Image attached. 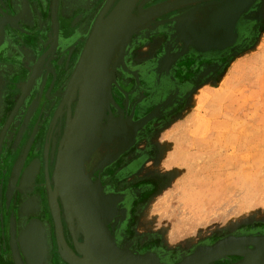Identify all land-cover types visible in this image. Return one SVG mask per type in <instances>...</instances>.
<instances>
[{"label": "rangeland", "instance_id": "obj_1", "mask_svg": "<svg viewBox=\"0 0 264 264\" xmlns=\"http://www.w3.org/2000/svg\"><path fill=\"white\" fill-rule=\"evenodd\" d=\"M51 2L29 0L25 2L29 10L16 14L11 9L15 17L6 6L1 12L0 65L7 71L3 77L16 81L29 77L32 65L52 42ZM117 2L88 0L92 9L68 19L62 15L63 46L47 58L8 129L2 157L18 152L12 167L0 174V190L5 188L9 197L20 191L30 203L48 198L42 147L32 139L40 135L45 139L63 99L55 145L61 142L69 151L92 138L90 114L82 110L77 92L70 102L67 95L88 40ZM203 7L219 14L210 19L214 38L208 41V54L202 50L197 56L206 59L204 64V60L161 64L162 46L149 65L131 62L137 69L133 72L124 56L128 36L109 78L92 96L101 127L89 156L97 160L91 163L84 189L94 203L107 208L100 216L101 240L118 258L151 257L158 264H181L200 250L226 243L239 246L241 255L212 264H236L246 251L254 255L264 250V0H212L174 13L189 14ZM23 19L25 24L37 23L36 29L22 28ZM70 24V29L64 27ZM176 26L183 32L181 23ZM22 35L32 40L29 46ZM172 35L177 36L175 29ZM165 37L157 38L161 42ZM8 47L19 49L18 60L28 57L31 63L3 62L11 59ZM23 64L29 67L23 69ZM203 69L205 75L210 71L205 77ZM25 81L14 84L9 94L13 100ZM0 119L1 131L5 116ZM27 148L31 153L17 169ZM58 212L68 239L72 241L74 231L81 240L80 246L77 240L71 242L70 250L87 262L89 250L77 210H69L62 195ZM1 215L0 211V225ZM14 223V218L8 220V235L15 262L22 264L16 247L23 243ZM33 226L31 233L38 236L40 223ZM34 235L30 247L35 246Z\"/></svg>", "mask_w": 264, "mask_h": 264}, {"label": "flooded vegetation", "instance_id": "obj_2", "mask_svg": "<svg viewBox=\"0 0 264 264\" xmlns=\"http://www.w3.org/2000/svg\"><path fill=\"white\" fill-rule=\"evenodd\" d=\"M87 1L88 0H57L56 17H57V20L59 23L58 43H57L56 47H53L54 41H55V29H54L52 42L43 51V53L40 55V57L37 59V61L32 65V69L30 71V73H31L30 76L17 80L18 82L19 81L21 82V80L24 79V81L26 80L25 85H26V83H27V85H26V87H24L25 85H23L21 87V90L17 92L18 94H17L16 98H14V100H13V98H11L9 96V94H12V90L14 89V84L17 81L15 80L14 77L11 78V77H8L7 75H4V77H3V73L7 72V71H6V67H4L3 65H0V117L3 118L5 116V119L2 122L1 131H0V174L2 176H4V173H6V170H9L12 167V165L14 164V162L18 159V152H16V151H10L8 154L3 155V157H2V154H3L2 151L4 150V147H5L6 141H7L8 129H9L10 125L12 124V122L15 120L18 112L20 111L22 102L26 99L29 91L32 90V88L35 84V78L38 75H40V73L42 71H44V65L47 61V58L50 56V54L57 51L58 49H60L63 46V43H62V34H63L62 15H65V17H67V19H68V16H70V17L76 16V15H79L83 12H86V10L92 9V8H90ZM119 1L120 0H118V2ZM171 1H173V0H137L136 4L134 6V9L132 11V14H131V20H136V19L140 18L143 14L147 13L149 10L163 6V5H165ZM208 1H212V0H204L202 2H208ZM27 2H29V0H27ZM198 3H194L191 5L185 6L184 8H187V7L189 9L192 7L195 8V5ZM116 4L106 13V16L104 17L102 22L112 12V10L116 6ZM52 7H53V0L51 2V7H50V15H51V18L53 20ZM184 8H181V9H184ZM4 9H5V7L3 6L2 0H0V18H2L1 12L4 13ZM181 9H179V10H181ZM192 10H189L191 12H188V13H191V15L193 13L194 15L196 14L197 16H199L201 23L203 25L207 24V26H209L210 29H211L210 19L215 18L213 15L216 16L215 19H218V16H219V14L217 12H215L216 9L213 11L214 13L210 12V8L207 9L205 7L198 8L195 10V12H193ZM10 12L12 14V17H15V14L11 10H10ZM156 21H158V20L156 18H154L152 21L146 22L142 26H138V28L133 30L132 33L130 35H128L130 38H129L124 56H125L126 62H127V59L128 60L130 59L128 66H129L130 70L133 72H135V70H137V69H135L133 67L131 68V66H130L131 62H133V61L138 62V63L144 62L145 64H148L149 59H152L154 57V53L156 54L157 48H160V47L164 46V44H165V42L161 40L163 42V45L161 46V42L157 38L158 36H154L157 38L154 41L157 44V47H155L156 50H154V51L152 50V51L148 52L147 57L145 56L144 52L142 51V50H144V47L146 46L147 33L148 32L153 33V30H155L157 28V25H155V24H158V22H156ZM28 22H29V24H25V20H24V22L22 24L23 27L22 26L21 27L26 29L27 31H29L31 29L32 30L36 29L37 23L35 24L33 20L28 21ZM53 22H54V20H53ZM102 22L96 27V29L102 24ZM26 25H29V26H26ZM54 26H55V22H54ZM187 26H188V28H187L188 32L192 35H193L192 31L194 28H195V31H197L199 34H202V35L204 34L203 32H199L198 29L191 24H188ZM64 27H66V29H70L71 24L66 25ZM177 27L178 26H176V24H175L174 29L177 32V36L176 35L173 36L174 42L167 44L166 46L163 47V49H161L162 55L160 56V60H159V62H161V64L162 63L164 64L166 61H168L167 57H170V58H171V56L174 57V54L176 53L175 45L178 46L179 44H181L184 47H186V48H184V50H188V44H189L190 39L188 37H186V35L182 31L177 29ZM95 30H94V32H95ZM204 35H207V34H204ZM176 38L177 39L179 38L177 40V42L175 41ZM195 38L198 41H200L196 36H195ZM89 40H88V42H89ZM123 40L121 41V44H120L121 46L118 49L117 55L113 60V64L110 67L108 78L112 72V68H113L116 60L121 55L122 47L124 46ZM22 41L27 42L26 46H29L28 42L32 43V40H30L28 38V36L24 37L23 35H22ZM88 42H87V44H88ZM71 43H72V39L67 44L69 45ZM87 44H86V46H87ZM151 48H154V47H151ZM6 51L8 52L7 54L9 56L11 55L10 56L11 59L4 60L3 62H7L10 64H13L16 62L17 66H18L19 62H26L28 64L31 63L30 61H27L28 57L26 58V60L25 59H23L22 61L18 60L19 56H17V55H20L19 49L15 50L11 47L9 50V47H8L6 49ZM151 52H153V53L150 54ZM143 56H145V57H143ZM190 57H191L190 54H186V56H185L186 60H190L189 59ZM81 58H80V60H81ZM80 60H79V62H80ZM190 62L191 61H189L187 64H189ZM27 65L24 66V64H23L22 66H24V67H22V66L21 67L24 69L26 67H29ZM78 65H79V63H78ZM78 65H77V67H78ZM163 66L161 65V67H163ZM138 67L142 68V66H138ZM76 70H77V68H76ZM138 71L142 72V69H139ZM107 79L105 80V82L107 81ZM15 85H17V83ZM47 91L48 90L45 89L43 94L47 95L48 94ZM76 92L78 94V91H76ZM67 100L69 101L68 98H67ZM63 103H64V99H63L62 105L60 107V111L58 112L56 118L50 123L49 131H47V135L45 136V139L42 141L41 135L38 137V140H37V138L32 139V143H36L35 145L38 146L39 148L42 147L43 157H42V161H41V169L43 172V176H44L46 186L48 187V184H47V175H48L49 179H50V185L53 189L55 188V183L52 181V175L55 173L57 162L68 151L66 149V147H64V145L61 144V142H59V143H57V145H55V140H54L56 129H57V124L59 121L58 115H60L62 108H63V110L65 109V106L63 105ZM99 124H100V122H99ZM100 127H101V125H100ZM80 148H82V147H80ZM106 150H109V147L106 148ZM106 150H105V152H106ZM30 153H31V149H30V151L28 150V148L25 149L24 155L18 160L19 162L16 165L17 169L22 165V163L24 162V159L28 158ZM101 157H102V155L100 154L98 159H100ZM93 160H95V161L97 160V159H94L93 155L90 158L88 157V159H87V162H86V169H87L86 175L87 176L92 170L93 166L91 163L94 162ZM48 193H49V191H48ZM10 197L8 196L5 188L2 191L0 190V211L2 212L1 216L3 218V219H1L2 223L0 225V264H9L10 263L9 256H6V254H7L6 252L10 251L14 254V249L10 245V238L8 235V228H7V222L11 218H14V220H15L14 227L16 230L17 237H18V239L21 238L22 243H23V246L16 247L18 254L22 260V264H51V262L49 261V257H47L45 255L44 247H46V245H48L50 247L52 246L53 250L54 249L60 250V248L58 246V240H57V234H56V225H55V221H54L53 214L51 211L49 195H48V198L47 197L43 198L39 202L38 201L35 202L34 200H32V203H30L31 200H29L31 198H28V196H26L25 193L20 192V191L16 192V194L14 196L12 195L11 198ZM58 204H59V198H58ZM28 206L31 208H29ZM45 216L47 218H45ZM60 219H61V224H62L63 237L66 240L68 248L71 250L73 249L72 243L74 244V240H77L78 246H80L81 240H78V238H76V234L74 233V231H73L74 234L71 235L72 241H70L68 239V237L64 231V229H65L64 228V219H63L62 215H60ZM36 223H40V226H39L40 234H38V236L36 234L34 235L33 233H31V230L34 227L33 225ZM10 228H12L11 225H10ZM33 235L35 236V238H34L35 246L30 247V246H28V244H29L28 241H30V239L33 237ZM25 253H27L28 256H25ZM22 254H24V257L22 256ZM28 260H30V263H28ZM14 263L16 264L15 260H14Z\"/></svg>", "mask_w": 264, "mask_h": 264}, {"label": "water", "instance_id": "obj_3", "mask_svg": "<svg viewBox=\"0 0 264 264\" xmlns=\"http://www.w3.org/2000/svg\"><path fill=\"white\" fill-rule=\"evenodd\" d=\"M136 1L137 0H120L108 17L95 30L84 50L67 95L70 102L76 91H78L79 104L84 112L90 114V119L93 124L92 138L87 141L82 148L67 151L64 154L62 161L61 159L58 160L54 173V189L51 187L50 179L47 175L50 206L56 223V230L57 219L60 217L58 212V198L59 195H62L68 209L77 210L76 215L81 222L83 234L88 245L87 249L89 252L87 255L90 260L83 262V260H80V258H78L69 248L65 249L63 243L60 241L59 232L57 230L56 234L60 252L69 264H158L151 257L139 259L118 258L111 252V250H109L108 243L101 240L103 225L100 216L104 215L107 208L102 203H94L93 198L88 196L85 191L86 189H84L86 184L85 180L87 178L86 162L92 151L93 140L98 138L100 131L99 119L94 115L92 96L97 92L98 88L104 86L105 80L109 75L110 67L112 66L113 60L121 46V41L130 35L133 30L138 28V26H142L146 22L152 21L154 18L161 17L184 8L185 6L202 2L204 0H173L163 6L149 10L136 20H131V14ZM56 4L57 0H53L52 17L55 22V41L53 47H56L58 43L59 34V23L56 17ZM120 21L127 23V27L122 29L120 27L117 33L110 36L113 28H115ZM120 25L121 24H119V26ZM103 49L105 52H103ZM97 53L100 55L102 54L99 62L96 61V59H98V57L95 56ZM85 150L83 175L76 177V181L73 180L69 185L62 186L59 180L61 163L63 164L67 157H71L72 155ZM54 199H56V201H53ZM86 217L95 218L100 223L98 231L92 235H88L87 231H85L84 219H86ZM238 247L239 246L232 247L230 244L225 243L216 247L205 248L197 252V254L191 258L186 259L181 264H212L216 260L223 259L233 254L241 255L242 251L240 253ZM252 253L253 252L251 251H246L244 253L245 258L236 264H264V250L257 252L254 255H251Z\"/></svg>", "mask_w": 264, "mask_h": 264}, {"label": "crops", "instance_id": "obj_4", "mask_svg": "<svg viewBox=\"0 0 264 264\" xmlns=\"http://www.w3.org/2000/svg\"><path fill=\"white\" fill-rule=\"evenodd\" d=\"M25 2H27V0H7V1L5 0L4 5L6 6V8H8L10 10L14 8V10L17 14V10H19L18 13H23V12H21V9H24V8L28 9V6L26 5ZM2 3H3V0H2ZM186 12H187V10L184 12H176V13L173 12V14L169 13V14H166L160 18L161 19L160 22H158V24H155V25H157V28L155 30H153V33H151V32L147 33V36H150V37L146 38V41H147L146 46L144 47V50H142L146 57L148 56V52H150L152 50L153 51L156 50L155 47H157V44L154 41L157 38L154 36H159L161 34H164L166 37L162 41L165 42L164 46H166L167 44L174 42V40H173L174 37L172 35L174 25L181 23L184 34L186 35V37H188L191 40V41L189 40L188 50H184V48H186V47L179 44L178 46H175L176 47V53L174 54L175 58L167 57V60L174 62V63L175 62H184V61H186V63H188L189 61H191V62L196 61L197 62L199 60H204L203 64L206 62V59H200V58H197V56H198L199 52H202V50L205 51L206 54H208L207 52L210 50V44L208 43V41L212 40V38H214L212 36L213 35L212 30H210V27L207 26V24L203 25L201 23L199 16H197L196 14L191 15V13L187 14ZM28 13H29V11L27 12V14ZM26 22L27 21L25 20V23ZM188 24L195 26L199 32H203L204 34H207V40L204 39L203 41H198L195 38L194 34L192 35L188 32V30H187ZM217 38H218V36H217ZM162 41H161V46L163 45ZM151 47H154V48H151ZM196 48L198 51L196 50ZM199 50H201V51H199ZM186 54L191 55V57L189 58L190 60L185 59ZM176 60H178V61H176ZM202 68H204V67H202ZM208 72H210V71L207 70V73ZM202 73H203V75H202L203 77H205L207 75V73L205 75L204 69L202 70ZM45 218H47V217L45 216ZM52 248H53L52 246L50 247L48 245H46V247H44L45 255L47 257H49V261L51 262V264H69V263H66L64 261V258H63L59 249L53 250ZM6 253H7L6 256H9V261H10L9 264H15L14 263V260H15L14 254L15 253L13 254L10 251H8ZM22 256L24 257V254H22Z\"/></svg>", "mask_w": 264, "mask_h": 264}, {"label": "bare ground", "instance_id": "obj_5", "mask_svg": "<svg viewBox=\"0 0 264 264\" xmlns=\"http://www.w3.org/2000/svg\"><path fill=\"white\" fill-rule=\"evenodd\" d=\"M243 4H244V2H243ZM119 24H121V25L119 26ZM126 25H127V23H125V22H122V21L118 22L116 27L113 28V31L110 34V36H113L115 33H117V31H118V29H120V27H121V29L124 28V27H127ZM192 33L200 41H203L204 39L207 40V35L199 34L197 31H195V28L193 29ZM109 42H110V40H109ZM103 52H105L104 49H103ZM103 54H105V53H103ZM95 56L98 57V59H96V61L99 62L102 54L100 55L99 53H97ZM82 121H84V120H82ZM80 125H82V124H80ZM85 132L87 133V131H85ZM82 137L83 136H81V139H83ZM198 143H199V141H198ZM85 152H86V150L85 151H81V152H79L77 154H74L71 157H67L65 159V161L63 162V164L61 163L60 169H59V173H60L59 180H60V184L62 186L69 185V183H71L73 180H75L76 177L83 175V173H84V158H85L84 155H85ZM62 158H61V161H62ZM53 201H56V199H54ZM54 203H56V202H54ZM84 220H85V231H87L88 235H92L93 233L98 231L100 223H99V221L97 219L92 218V217H86V219H84ZM55 225H56V223H55ZM57 230L59 232L60 241L63 243L65 249H67L68 245L66 243V240L62 236L63 233L61 232L62 231V224H61L60 217H58V219H57Z\"/></svg>", "mask_w": 264, "mask_h": 264}]
</instances>
